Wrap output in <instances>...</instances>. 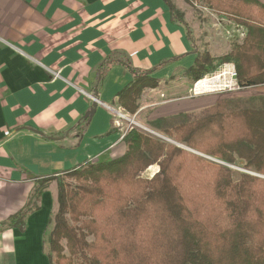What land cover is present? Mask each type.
Returning <instances> with one entry per match:
<instances>
[{
  "label": "trees",
  "instance_id": "16d2710c",
  "mask_svg": "<svg viewBox=\"0 0 264 264\" xmlns=\"http://www.w3.org/2000/svg\"><path fill=\"white\" fill-rule=\"evenodd\" d=\"M163 1L186 27L171 1ZM206 3L245 27L246 35L226 55L199 54L185 72L187 80H199L217 63H233L240 88L264 84V6L256 0ZM120 63L134 79L117 93L116 104L134 114L142 92L162 83ZM102 73L101 68L97 79ZM148 127L226 164L241 160L245 172L236 171L234 179L227 165L130 125L121 156L39 177L24 208L0 230H23L26 215L38 209L36 201L55 181L50 264H264V104L258 105L257 96L220 98L200 116L178 113L151 120ZM155 165L158 171L145 177Z\"/></svg>",
  "mask_w": 264,
  "mask_h": 264
},
{
  "label": "crops",
  "instance_id": "0c3cea01",
  "mask_svg": "<svg viewBox=\"0 0 264 264\" xmlns=\"http://www.w3.org/2000/svg\"><path fill=\"white\" fill-rule=\"evenodd\" d=\"M204 11L193 41L163 0H0V224L24 208L39 177L125 152L114 113L97 104L89 114L90 94L119 107L117 93L134 79L120 61L162 83L138 101L135 116L144 127L214 104L218 93L193 95L185 72L202 50L214 58L229 53L246 29ZM249 95L263 105L264 84L240 88L234 97ZM56 197L52 181L23 230H0V264H50Z\"/></svg>",
  "mask_w": 264,
  "mask_h": 264
},
{
  "label": "rangeland",
  "instance_id": "374dc122",
  "mask_svg": "<svg viewBox=\"0 0 264 264\" xmlns=\"http://www.w3.org/2000/svg\"><path fill=\"white\" fill-rule=\"evenodd\" d=\"M171 1V3L174 5V7L182 14V18H183V21H184V23H185V25H186V27H187V29L189 30V32H190V34H191V36H192V38H193V41H194V39H195V37H194V34H196V30H195V23H197V21H199V16H198V14L199 13H201L202 11H204V10H209V11H214V12H217L216 10H214L213 8H211V7H209L208 5H207V3H206V0H170ZM183 3H185L186 4V8H187V10H189V14H191L192 15V18H188L187 16H188V14H187V16L185 17L184 16V12H183ZM204 12H208V11H204ZM205 13V14H206ZM198 35H200V32H199V30H198ZM203 40V39H202ZM202 40L200 41V44H201V46H202ZM206 50H202V52L201 53H203V52H205ZM207 52V51H206ZM200 53V54H201ZM217 62H215L214 64H216ZM227 64V63H226ZM231 64V63H230ZM221 65H223V64H219V63H217V66H216V68L214 69V70H212L210 73H213L214 71H216L219 67H221ZM203 78V77H202ZM201 79V78H200ZM193 84V82H191V85ZM146 90V89H145ZM238 90H240V87L239 88H235V90H225V91H220V92H216V93H218V96H217V98L216 99H220V98H226V97H234V96H236L237 94H238ZM90 95H92V94H90ZM92 96H94V95H92ZM249 96H251V95H249ZM246 97H248V96H246ZM91 101H92V99H90ZM93 102V101H92ZM241 106L243 105V104H240ZM247 105H249V106H252L251 104H247ZM211 106V105H210ZM206 107H209V106H204L201 110H199V111H195V112H193V113H190V117H197V116H200L201 115V112H202V110L204 109V108H206ZM125 112V111H124ZM137 112V111H136ZM135 112V113H136ZM130 118H133L134 120H135V122H136V124L137 125H135V126H139V127H143V128H146V129H149V130H151V131H154L155 133H157L158 135H161L162 137H164L165 139H169V138H167L166 136H164V135H162L161 133H159L158 131H156V130H153V129H151L150 127H144L143 125H142V121H144L145 122V120L144 119H142V118H140V119H137L136 118V116H135V113L134 114H129V113H127V112H125ZM120 128L122 129V131L124 132L129 126H130V122L129 121H127V120H124V119H122L121 120V122H120ZM147 125H148V122L146 123ZM142 128V129H143ZM162 139V138H161ZM162 140H164V139H162ZM169 140H171V139H169ZM164 141H166V140H164ZM172 141V140H171ZM167 142V141H166ZM170 143V142H169ZM172 144H175V145H177L178 143H172ZM178 145H180V144H178ZM177 145V146H178ZM179 147H181V148H183V149H186L187 150V148H185V147H183L182 145H180ZM189 151V150H188ZM191 152V151H190ZM193 153V152H192ZM196 154V153H195ZM198 155V154H197ZM205 156V155H204ZM208 156H206V157H204V158H206L207 160H209V161H211V162H213V163H216V164H224V165H227L230 169H232L233 171H234V174H233V177H234V179H237L238 178V175L235 173L236 171L237 172H245V170L243 169V162L241 161V160H236V162L234 163V164H226V163H224L223 161H221V160H219V159H217V158H212V157H209V158H207ZM158 171V166H151V167H149V168H147L145 171H144V173H143V175L145 176V177H151L154 173H156ZM48 253H49V249H48Z\"/></svg>",
  "mask_w": 264,
  "mask_h": 264
},
{
  "label": "built area",
  "instance_id": "2783aa9c",
  "mask_svg": "<svg viewBox=\"0 0 264 264\" xmlns=\"http://www.w3.org/2000/svg\"><path fill=\"white\" fill-rule=\"evenodd\" d=\"M223 67L227 70L226 73H228V78L226 80H223L222 82L216 80V72L219 71V69ZM221 67H219L216 71H214L213 73H207L203 76V78L193 82L192 87H191V93L193 95H201V94H205V93H216V92H220V91H225V90H235V88H239L237 80H236V72L234 69V65L227 63V64H223L221 65ZM224 75V74H223ZM208 78V85L207 86H203V85H199L201 80H204ZM89 98L92 99V101L98 105L104 106L107 109H109L111 112L114 113L115 115V123L116 125L120 126V122L122 119L127 120L130 122V125H137L135 120L133 118H130L122 108L120 107H113L110 105H107L103 102H101L96 96H92L89 95ZM125 131L123 132L121 138H123Z\"/></svg>",
  "mask_w": 264,
  "mask_h": 264
},
{
  "label": "bare ground",
  "instance_id": "6f19581e",
  "mask_svg": "<svg viewBox=\"0 0 264 264\" xmlns=\"http://www.w3.org/2000/svg\"><path fill=\"white\" fill-rule=\"evenodd\" d=\"M226 72H227V70L225 68L221 67L219 69V71L215 73L216 77H217L216 80H218L220 82H222L223 80H226L228 78V73H226ZM208 82H209L208 78H206L204 80H201L198 86H200V85L207 86Z\"/></svg>",
  "mask_w": 264,
  "mask_h": 264
},
{
  "label": "water",
  "instance_id": "95a60500",
  "mask_svg": "<svg viewBox=\"0 0 264 264\" xmlns=\"http://www.w3.org/2000/svg\"><path fill=\"white\" fill-rule=\"evenodd\" d=\"M96 106H97V104L94 103V104H93V107H92V110H91L90 113H89L90 115L94 113ZM142 128H143V127H142ZM143 129L146 130V131H148V132H150L151 134H153V135L159 137V138H162V139L166 140L167 142L175 143V142H173V141H171V140H169V139H165L164 137H162L161 135H158V134L155 133L154 131H151V130L146 129V128H143ZM177 145H178V144H177ZM178 146H180V145H178ZM187 150H189V149H187ZM189 151H191V150H189ZM191 152H193V151H191ZM193 153H196V152H193ZM196 154H198V155H200V156H203V157H206V156H204V155H202V154H199V153H196ZM207 158H209V157H207Z\"/></svg>",
  "mask_w": 264,
  "mask_h": 264
}]
</instances>
